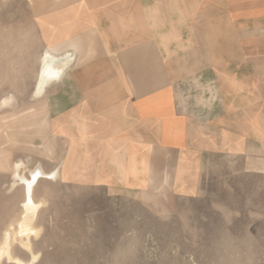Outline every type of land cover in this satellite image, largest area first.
<instances>
[{
	"label": "crops",
	"instance_id": "0c3cea01",
	"mask_svg": "<svg viewBox=\"0 0 264 264\" xmlns=\"http://www.w3.org/2000/svg\"><path fill=\"white\" fill-rule=\"evenodd\" d=\"M42 10L41 63L54 58L61 73L37 96L61 180L145 202L169 185L163 209L174 212L180 173L193 183L207 156L264 158V0H43ZM184 84L203 96L182 104Z\"/></svg>",
	"mask_w": 264,
	"mask_h": 264
},
{
	"label": "rangeland",
	"instance_id": "374dc122",
	"mask_svg": "<svg viewBox=\"0 0 264 264\" xmlns=\"http://www.w3.org/2000/svg\"><path fill=\"white\" fill-rule=\"evenodd\" d=\"M42 8L43 0H0V251L7 248L24 264H264L262 155L236 158L229 148L207 156L190 173L193 183L180 173L174 212L163 209L169 185L145 202L60 179L58 143L47 138L45 99L37 96ZM181 88L185 105L190 95L203 94ZM217 93L213 86L212 106L220 108ZM38 170L45 176L33 192V231L14 240L26 214L19 176L30 179ZM14 260L6 255L0 264Z\"/></svg>",
	"mask_w": 264,
	"mask_h": 264
},
{
	"label": "bare ground",
	"instance_id": "6f19581e",
	"mask_svg": "<svg viewBox=\"0 0 264 264\" xmlns=\"http://www.w3.org/2000/svg\"><path fill=\"white\" fill-rule=\"evenodd\" d=\"M60 73H61L60 69L56 68L53 65V62L48 60V56H47L43 60L42 70H41L40 75H39L37 92L42 93L44 91L45 87L50 83V81L52 79H56ZM39 95H41V94H39ZM44 176H45L44 173L40 170L33 172L30 179L19 176V181H21V183L25 186V191H26V202L24 203V209H25L26 214H25L24 219L20 225V227H21L20 233H18V234L13 233V235L11 234V236L14 240L15 239L18 240V236H20V238H22L25 235L29 236L31 234V232L33 231L32 224L34 223L36 211L38 208V206L36 205V203L33 199V192H34V188L39 183L40 179L44 178ZM9 237H10V235H9ZM6 240H8V239H6ZM22 243H24V242L22 241ZM24 245L27 247V245L25 243H24ZM6 246H7V244H6ZM7 252L10 253L7 248H4L0 251V260L3 256L7 255V257H9V260L13 261L14 259L10 258L11 256H9ZM14 262L17 264H24V263L20 262L19 260H14Z\"/></svg>",
	"mask_w": 264,
	"mask_h": 264
}]
</instances>
